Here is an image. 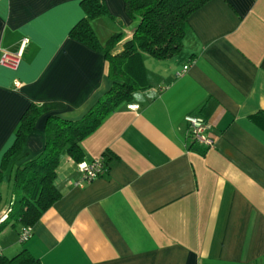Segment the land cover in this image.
Wrapping results in <instances>:
<instances>
[{
    "label": "crops",
    "instance_id": "1",
    "mask_svg": "<svg viewBox=\"0 0 264 264\" xmlns=\"http://www.w3.org/2000/svg\"><path fill=\"white\" fill-rule=\"evenodd\" d=\"M81 1L0 0V55L28 39L16 69L0 65V217L13 196L1 162L27 107L62 102L50 114L78 120L111 87L104 54L70 35ZM104 2L115 20L91 27L102 45L121 31L119 51L137 21L123 0ZM189 23L180 53L144 54L149 86L81 140L83 162L103 158L107 171L76 186L63 155L61 197L27 241L22 226L4 227L3 261L27 249L40 264H264V129L249 119L264 111V0H210ZM188 114L207 120L212 146L193 140ZM46 117L27 137L31 156Z\"/></svg>",
    "mask_w": 264,
    "mask_h": 264
},
{
    "label": "trees",
    "instance_id": "2",
    "mask_svg": "<svg viewBox=\"0 0 264 264\" xmlns=\"http://www.w3.org/2000/svg\"><path fill=\"white\" fill-rule=\"evenodd\" d=\"M209 1L123 0L126 14L137 24L131 38L119 51L117 46L123 38L121 31L113 33L102 45L91 27V20L111 17L104 0L81 1L85 16L71 29L70 35L104 54L111 87L78 120L50 114L53 109H62V102L32 103L27 107L16 127L14 141L1 162L3 170L8 166L12 169V201L17 210L9 206L7 217L0 222V232L10 224L32 227L43 212L61 197L55 183L61 157L68 155L77 164L83 161L81 140L95 131L110 112L130 102L137 91L149 86L143 55L168 59L180 53L191 15ZM44 114L47 115L45 145L38 155L31 156L26 140L37 119ZM249 119L264 129V111L251 115ZM1 262L40 264L39 259L27 249Z\"/></svg>",
    "mask_w": 264,
    "mask_h": 264
},
{
    "label": "built area",
    "instance_id": "3",
    "mask_svg": "<svg viewBox=\"0 0 264 264\" xmlns=\"http://www.w3.org/2000/svg\"><path fill=\"white\" fill-rule=\"evenodd\" d=\"M28 42V39H23L20 48L16 52L3 51L0 55V65L16 69L22 58L23 48ZM188 68L185 65L182 70H180L177 75L183 74ZM18 86L19 83L16 82ZM185 122L189 127V133L194 141L204 143L207 146L213 145L212 138L208 135L209 124L207 120L201 115L188 114L184 117ZM77 168L80 172L79 178L74 182L76 186H82L84 183L90 182L93 179L103 175L107 171L106 164L103 158H98L90 163L80 162L77 164ZM7 213V212H6ZM5 214L0 217V222L4 221ZM7 217V215H6ZM32 234V227H23L19 233V241H27ZM3 259V249L0 247V264Z\"/></svg>",
    "mask_w": 264,
    "mask_h": 264
},
{
    "label": "rangeland",
    "instance_id": "4",
    "mask_svg": "<svg viewBox=\"0 0 264 264\" xmlns=\"http://www.w3.org/2000/svg\"><path fill=\"white\" fill-rule=\"evenodd\" d=\"M3 196H4V193H3ZM9 197H10V195H9ZM5 198H6V196H5ZM12 198H13V197H12ZM7 203H8V202H7ZM8 204H9V203H8ZM9 205H11V208H14L15 211L17 210V205L14 204V201H12V203L9 204Z\"/></svg>",
    "mask_w": 264,
    "mask_h": 264
},
{
    "label": "bare ground",
    "instance_id": "5",
    "mask_svg": "<svg viewBox=\"0 0 264 264\" xmlns=\"http://www.w3.org/2000/svg\"><path fill=\"white\" fill-rule=\"evenodd\" d=\"M6 218V213H5V217H4V219Z\"/></svg>",
    "mask_w": 264,
    "mask_h": 264
}]
</instances>
